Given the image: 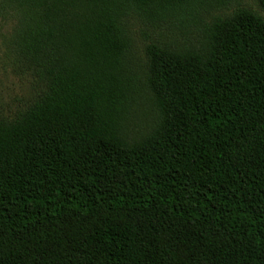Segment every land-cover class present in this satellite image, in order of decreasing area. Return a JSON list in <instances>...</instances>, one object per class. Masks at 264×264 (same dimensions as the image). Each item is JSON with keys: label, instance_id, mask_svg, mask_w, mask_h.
<instances>
[{"label": "trees", "instance_id": "1", "mask_svg": "<svg viewBox=\"0 0 264 264\" xmlns=\"http://www.w3.org/2000/svg\"><path fill=\"white\" fill-rule=\"evenodd\" d=\"M228 7L0 0L42 85L0 115V264H264V18ZM137 22L198 33L139 69Z\"/></svg>", "mask_w": 264, "mask_h": 264}, {"label": "rangeland", "instance_id": "2", "mask_svg": "<svg viewBox=\"0 0 264 264\" xmlns=\"http://www.w3.org/2000/svg\"><path fill=\"white\" fill-rule=\"evenodd\" d=\"M228 2L227 9L215 10L213 15H228L239 6L252 10L264 18V10L260 7L259 0H228ZM14 25L13 20L4 19L0 12V115L6 119H14L19 112L32 103L42 90V85L27 71L12 49ZM177 25L178 29L176 30L173 28L166 30L167 27H165L161 30L164 32H159V29L153 31L139 22L134 23V62L139 66V69H142L145 64V46L150 39L155 40L156 37H161V34L162 40L177 39L182 41L196 37L198 33L196 26L193 25L189 28L191 34H185V37H182V32L187 28L180 24ZM153 117L151 106L143 98L136 109L132 125L139 132L140 129H145L152 123Z\"/></svg>", "mask_w": 264, "mask_h": 264}]
</instances>
